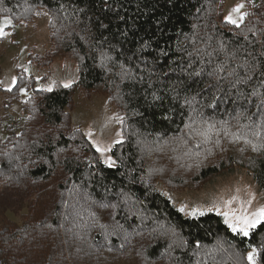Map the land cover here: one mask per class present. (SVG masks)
Returning a JSON list of instances; mask_svg holds the SVG:
<instances>
[{"label":"trees","instance_id":"16d2710c","mask_svg":"<svg viewBox=\"0 0 264 264\" xmlns=\"http://www.w3.org/2000/svg\"><path fill=\"white\" fill-rule=\"evenodd\" d=\"M223 1L0 0L15 22L46 9L51 51L78 65L71 87L34 89L20 122H0V264H248L253 247L264 264V222L245 237L219 214L186 217L148 178L150 145L189 137L207 151L219 139L196 178L240 166L264 194V149L224 135L264 143V0L247 2L239 27ZM23 83L32 78L18 71L0 86L4 107ZM76 86L101 88L122 111L114 166L67 121ZM192 118L215 125L208 139L188 135ZM22 204L16 223L6 212Z\"/></svg>","mask_w":264,"mask_h":264},{"label":"rangeland","instance_id":"374dc122","mask_svg":"<svg viewBox=\"0 0 264 264\" xmlns=\"http://www.w3.org/2000/svg\"><path fill=\"white\" fill-rule=\"evenodd\" d=\"M248 1L256 2L257 0H224L223 19L232 13V9L238 4H243L241 12L245 13ZM232 15L233 18L238 19V13H232ZM6 17L10 18L5 14L0 15V27H3V33H0V86L10 89L16 82L18 71L32 78L31 85L28 83L19 85L18 99L14 100L9 107H4V95L0 90V122L4 124L5 121H10L11 124H17L23 115L20 107L21 100L30 95L34 89L48 90L56 84L75 82L78 65L73 54L51 51L49 13L46 9H42L33 21L27 23L12 21L11 25H7L4 23ZM240 22L238 20V24ZM66 113L68 123L80 128L95 149L96 146L111 149L115 143L123 139L122 111L99 87L84 90L76 86ZM3 133L0 126V134L3 135ZM182 138L150 145L149 150L146 151V160L149 166L150 182L184 216L200 215H189L193 209H196L198 213L213 212L219 215L228 211L229 208L239 210L240 200H247L250 197L252 198L250 211L264 206L263 191L244 167L234 166L232 171L223 170L198 180L196 178L198 169L207 164L217 153L214 147L220 146L213 143L214 147L211 146L207 151H203L205 147L197 151L191 148L195 142L194 139ZM97 152L103 163L107 157L111 156L110 150L103 154ZM112 160L113 164H104L114 166L116 161L113 157ZM233 196L239 199L234 200L229 207H225L224 201ZM182 207L183 211L180 210ZM209 208L213 210L205 211ZM6 209L7 207H2L0 213L8 211ZM24 211L25 205L14 206L13 212L6 213L16 223H20L23 218L21 213ZM221 216L224 220L223 215ZM2 219L3 215L0 217V220ZM137 262L140 263L138 259Z\"/></svg>","mask_w":264,"mask_h":264},{"label":"snow or ice","instance_id":"6c2138e0","mask_svg":"<svg viewBox=\"0 0 264 264\" xmlns=\"http://www.w3.org/2000/svg\"><path fill=\"white\" fill-rule=\"evenodd\" d=\"M243 8V4H238L235 8L232 9V13H238V19L237 18H233L232 13H229L228 16L225 17V20L230 22L231 24L237 25V27H239L238 24V20L239 21H243L244 16L246 15V13H242L241 9ZM4 23L7 25H11L12 24V20L10 18H5ZM0 33H3V27H0ZM72 86V82H68L65 83L63 85V87L65 88H69ZM49 91H51V89H48ZM21 91H24V89H21ZM204 125V128L199 127L198 125ZM257 128H259L260 126H256ZM185 128L188 129V135L189 136H203L205 137V139H208V135L207 133L209 131H212L215 128V125L211 124L209 121L207 120H197L196 118H192L190 123H186L185 124ZM250 131L252 132V135L256 136V137H260L261 136V132L254 130V129H250ZM90 135V133H89ZM224 135L225 136H229V135H233L235 137L236 140H243L245 144H251L253 150H259V149H264V143L262 144H256L253 143L249 138H248V134L247 133H240L239 135L235 134V133H229L228 129L225 128L224 129ZM184 143H187V141H183ZM219 139L216 140V143L219 144ZM96 150L101 152L102 154L104 152H107L110 150L109 148H101L99 146H96ZM104 163L106 164H113L114 161L112 160V157L109 156L106 158V160L104 161ZM239 198L237 196H233L231 199L224 201V205L225 207H229L232 202L234 200H238ZM252 204V198L250 197L247 200H240V208L239 210H234L229 208L228 211H224L221 213V215H223L224 217V222L225 224L228 225V227L231 229L232 232L237 233L239 235L245 236L247 237L250 233V230L256 228L257 225L261 224V222H264V206H260L258 208H256L254 211H250L249 210V206ZM181 211H183V207L180 209ZM213 209L209 208L206 209L205 211H212ZM218 211V209H217ZM200 214L202 215L203 212H199L196 209H193L189 215H197ZM199 242H197L198 244ZM258 251L255 247L252 248L251 251H249L247 253V262L248 264H258Z\"/></svg>","mask_w":264,"mask_h":264}]
</instances>
